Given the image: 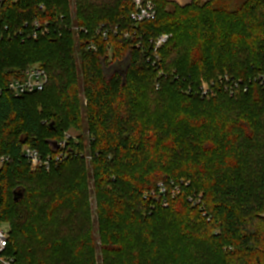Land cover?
<instances>
[{
  "label": "trees",
  "instance_id": "16d2710c",
  "mask_svg": "<svg viewBox=\"0 0 264 264\" xmlns=\"http://www.w3.org/2000/svg\"><path fill=\"white\" fill-rule=\"evenodd\" d=\"M151 1L156 18L139 25L133 0H75L73 14L69 0L4 5L0 225L15 264H264V0ZM35 19L49 36L9 37ZM72 19L88 33L66 30ZM32 65L46 88L14 97L9 82ZM225 74L248 91L202 97L201 82ZM72 127L88 138H66ZM25 146L67 158L33 173ZM159 183L168 207L151 195Z\"/></svg>",
  "mask_w": 264,
  "mask_h": 264
},
{
  "label": "built area",
  "instance_id": "2783aa9c",
  "mask_svg": "<svg viewBox=\"0 0 264 264\" xmlns=\"http://www.w3.org/2000/svg\"><path fill=\"white\" fill-rule=\"evenodd\" d=\"M17 0H0V17L2 14V9L7 2L15 3ZM135 3V10L131 14V20L139 25L146 21H154L157 15L156 7L151 0H133ZM61 21L64 22L65 18L61 17ZM65 28L68 31L73 32L76 36H81L82 34H87L88 31L86 28L77 26L72 19L70 23L65 24ZM8 28L5 27L3 30H0V38H3V32L7 31ZM50 24L49 22L42 23L41 21L35 19L30 23H25L22 30L15 33H9V37H17L25 41L26 39H38L40 37H46L50 35ZM98 35H101L104 40H108L109 31L105 29V26L100 28ZM129 37V35H127ZM169 36L164 35L160 37L155 45L154 55L152 66H156L159 61V50L163 46V44L168 40ZM88 50L97 51V46L92 43L88 45ZM161 74V73H160ZM255 81L259 84V86L263 90L264 94V74L259 75L255 78ZM49 82L48 73L46 70L40 65H32L28 67L20 77L11 80L7 86V90L13 94L16 98H21L30 94H34L37 92H42ZM217 85L223 87L224 91H226L231 97L237 96L239 92H247L248 84L244 83L242 80H236L232 76L225 74L219 79V82L216 81H202L199 86V91L202 97H209L212 95L213 90ZM157 89H159V85H157ZM193 88L189 87L187 90L190 94ZM68 138V137H67ZM59 148H65V141L59 144ZM22 155L26 159L29 164L31 171H50L52 167H56L63 160L67 158V154L62 151L53 156H47L44 158L41 153L32 149L28 146L23 147ZM9 161L8 157L0 158V169L5 165L6 162ZM179 191V188H174L173 196ZM167 189L163 183L158 184V191L151 192V195L155 196V194L162 196L163 201L162 204L164 207H168V201L166 199ZM202 195L193 203L194 206L198 205L201 201ZM11 234L5 230L0 228V264H15V257L11 253Z\"/></svg>",
  "mask_w": 264,
  "mask_h": 264
},
{
  "label": "rangeland",
  "instance_id": "374dc122",
  "mask_svg": "<svg viewBox=\"0 0 264 264\" xmlns=\"http://www.w3.org/2000/svg\"><path fill=\"white\" fill-rule=\"evenodd\" d=\"M168 1H173V2L178 3L181 6H184L186 4H189L192 0H168ZM204 1H206V0H204ZM69 2H70V9H71V12L73 14L74 11H75V0H69ZM62 134H63V132H62ZM65 136H66V138L68 137V138H72V139H77L79 136H82L84 139L88 138V134L87 133L82 132L81 130H78V129L74 128V127L70 128L69 130H66ZM85 154L88 156L87 157V162L85 163V165H90L89 164L90 157H89L88 150H85ZM32 172L35 173L37 171H32ZM90 173L93 174V170L92 169H90ZM89 195H90L89 202L91 204V210H92V218L95 219L94 211L97 208V202H96V196H95V193H94V180H93V178L89 179ZM0 228L2 230H5V231L11 233L10 227L7 224H3L2 223L0 225ZM98 262H99V264H101V256L100 255H98Z\"/></svg>",
  "mask_w": 264,
  "mask_h": 264
},
{
  "label": "water",
  "instance_id": "95a60500",
  "mask_svg": "<svg viewBox=\"0 0 264 264\" xmlns=\"http://www.w3.org/2000/svg\"><path fill=\"white\" fill-rule=\"evenodd\" d=\"M50 128L51 129H55V123H51L50 124ZM54 145L56 146V149H59V146L56 144V143H54ZM23 197V195H22V193L21 192H19V193H16L15 194V201H18L20 198H22ZM262 218H264V214L262 215Z\"/></svg>",
  "mask_w": 264,
  "mask_h": 264
}]
</instances>
